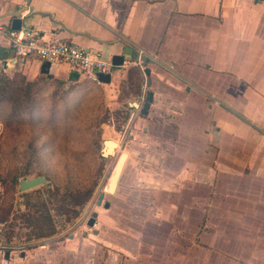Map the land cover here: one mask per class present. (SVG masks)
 I'll use <instances>...</instances> for the list:
<instances>
[{"label": "crops", "instance_id": "0c3cea01", "mask_svg": "<svg viewBox=\"0 0 264 264\" xmlns=\"http://www.w3.org/2000/svg\"><path fill=\"white\" fill-rule=\"evenodd\" d=\"M16 17L21 28L60 35L124 63L115 64L110 82H96L67 63L16 60L7 37ZM0 71L27 81L83 74L101 85L109 105L128 109L129 168L121 183L133 199L117 208L118 220L106 222L105 232L93 229L80 237L73 231L62 240L70 241L68 251L81 255L82 264L149 262V237L160 228L147 230L145 217L161 215L158 206L164 212L181 208L172 198L187 199L185 183L206 182L207 170L217 182L221 174L248 177L257 166L264 180V0H0ZM131 73L139 90L122 99ZM149 91L153 99L143 114ZM115 131L120 139L123 130ZM239 149L247 154L241 169ZM184 209L179 212L185 216ZM130 215L140 221H129ZM54 235L34 248L0 239V264L26 263L33 251L48 252L60 243Z\"/></svg>", "mask_w": 264, "mask_h": 264}, {"label": "rangeland", "instance_id": "374dc122", "mask_svg": "<svg viewBox=\"0 0 264 264\" xmlns=\"http://www.w3.org/2000/svg\"><path fill=\"white\" fill-rule=\"evenodd\" d=\"M22 76L0 71V173L4 180L0 239L24 247L44 245L47 238L35 233L52 223L60 243L50 244L48 252L33 251L21 264H82L81 255L68 251L65 244L70 241L62 240L73 231L80 237L93 229L105 232L106 222L118 220L117 208L127 198L133 199L132 194L123 193L121 180L129 168L125 164L114 189H104L119 158L127 154L128 109L109 105L101 85L92 84L83 74L68 80L43 77L30 87ZM139 86L137 74L131 73L120 98L128 95L125 92L137 93ZM115 129L123 130L120 139ZM112 139L116 145L109 151L106 142ZM237 155L241 169L247 154L239 149ZM206 173V182L185 183L187 199L172 198L187 215L179 209L164 212L165 207L158 206L164 209L161 215L145 217L147 230L160 228L151 231V241L147 238L152 257L145 253L144 259H149L145 264H264L262 168H251L248 177L221 174L217 182L212 181L210 170ZM36 176L47 181L27 191L19 189L22 178ZM91 187V197L78 207L76 202ZM101 191L105 198L98 205ZM105 202L113 208L105 209ZM76 208L78 216H74ZM7 212V220L2 221ZM93 213L98 222L91 227L87 221ZM126 216L119 215L124 221ZM129 217V221H140L139 216ZM169 226H181L182 231L171 232ZM37 239L43 241L35 243Z\"/></svg>", "mask_w": 264, "mask_h": 264}, {"label": "built area", "instance_id": "2783aa9c", "mask_svg": "<svg viewBox=\"0 0 264 264\" xmlns=\"http://www.w3.org/2000/svg\"><path fill=\"white\" fill-rule=\"evenodd\" d=\"M7 37L16 60L25 61L29 58H38L50 64L67 63L96 82H101L100 73H110L115 66L113 61L103 57L99 50L67 41L57 34L46 37L29 29L20 28L8 30ZM123 63L124 60L121 64ZM3 190L4 180L0 173V195ZM1 246L8 249L17 247L13 244H2Z\"/></svg>", "mask_w": 264, "mask_h": 264}, {"label": "water", "instance_id": "95a60500", "mask_svg": "<svg viewBox=\"0 0 264 264\" xmlns=\"http://www.w3.org/2000/svg\"><path fill=\"white\" fill-rule=\"evenodd\" d=\"M12 27L14 29H20L22 27V19L20 17L14 18ZM122 62H123V58L120 57V56H116L113 59V63L116 64V65L121 64ZM146 73L149 74V70L148 69H146ZM99 75H100V80L102 82H110L111 81V74L110 73H100ZM152 99H153V93L151 91H149L148 94H147V97H146V101L143 104V108L141 110V112L143 114H147ZM108 144L110 146V144H112V143L110 141H107L106 142L107 148H108ZM126 158H127V154L123 153L122 156L118 160V163L116 165L115 173L111 176V188H110V191L113 190L114 187L118 184L119 177H120L121 171L123 169V166L125 164ZM46 181H47L46 178L43 177V176L22 178L20 180L19 189L21 191H27V190H29L31 188H34L36 186H39V185L45 183ZM104 198H105V191H101L100 194H99V197H98L97 204L101 205L103 200H104ZM108 206H109V202H105V207H108ZM95 223H96V214L93 213V215L88 219L87 224L92 227V226L95 225ZM7 255H9V252H7Z\"/></svg>", "mask_w": 264, "mask_h": 264}, {"label": "trees", "instance_id": "16d2710c", "mask_svg": "<svg viewBox=\"0 0 264 264\" xmlns=\"http://www.w3.org/2000/svg\"><path fill=\"white\" fill-rule=\"evenodd\" d=\"M22 78H23V80L26 82V84L30 87V86H32L33 84H34V82H36V81H27L26 80V78L24 77V76H22ZM8 79H10V78H6L5 79V81H7ZM28 87V88H29ZM28 93V92H27ZM11 101H12V99H10ZM19 106V104H18V102H17V105H16V107H18ZM3 176V175H2ZM82 185V184H81ZM28 193L29 192H23V195H28ZM91 195H92V187L91 188H89L87 191H86V193H85V195H84V197H82V199H80V200H78L77 202H76V204L78 205V207H81V206H83L88 200H89V198L91 197ZM36 211H38V210H36ZM79 213H80V211H79V209L78 208H76L75 209V215L74 216H78L79 215ZM9 212H7V214L5 215V217H3L1 220L2 221H4V220H7V217L9 216ZM55 232V229H54V226H53V224L51 223L50 224V228H48V229H40L39 231H37L36 233H35V236L36 237H44V236H49V235H51V234H53Z\"/></svg>", "mask_w": 264, "mask_h": 264}, {"label": "bare ground", "instance_id": "6f19581e", "mask_svg": "<svg viewBox=\"0 0 264 264\" xmlns=\"http://www.w3.org/2000/svg\"><path fill=\"white\" fill-rule=\"evenodd\" d=\"M105 132H108V131H105ZM107 138H108V136H106ZM114 139V138H113ZM110 140V142L112 143V144H110V146H109V144H108V150H111V149H113L114 147H115V145H116V141H114V140ZM113 181V180H112ZM111 188V182H110V180H109V182H108V184L105 186V188L104 189H110Z\"/></svg>", "mask_w": 264, "mask_h": 264}]
</instances>
